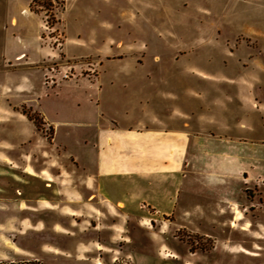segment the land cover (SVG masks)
Here are the masks:
<instances>
[{
    "label": "rangeland",
    "instance_id": "374dc122",
    "mask_svg": "<svg viewBox=\"0 0 264 264\" xmlns=\"http://www.w3.org/2000/svg\"><path fill=\"white\" fill-rule=\"evenodd\" d=\"M71 1L37 0L30 8L45 24L49 60L30 53L38 47L37 24L19 41L11 35L0 41V264H264V147L252 143L264 140V132L255 131L261 109L248 104L244 110L228 80L258 90L260 75H250L255 82L237 75L264 62V0ZM21 52L29 59L15 60ZM37 75L46 92L38 103L36 89L29 93ZM99 75H111V89L123 87L128 96L140 88H161L168 96L176 91L182 129L206 141L202 148L192 144L194 177L178 184L176 219L154 217L147 205H118L111 214L102 203L101 220L91 222L95 230L80 220L72 228L62 223V238L35 234L36 180L43 177L46 190L53 183L43 173L96 169ZM126 75H145L143 87ZM261 78L264 84V73ZM140 95L143 100L146 92ZM108 98L107 114L129 123L135 98L122 92ZM249 99H256L254 91ZM164 103L168 116L179 114L173 101ZM244 121L253 135L240 131ZM226 128L228 135H221ZM87 233L88 240L81 239ZM82 241L104 249L84 258Z\"/></svg>",
    "mask_w": 264,
    "mask_h": 264
},
{
    "label": "crops",
    "instance_id": "0c3cea01",
    "mask_svg": "<svg viewBox=\"0 0 264 264\" xmlns=\"http://www.w3.org/2000/svg\"><path fill=\"white\" fill-rule=\"evenodd\" d=\"M36 1L0 0V23H3V27L0 29V41L4 43V37L8 39L9 35L19 41L18 38L21 35L28 34V31L32 30L33 27L30 28V25L37 24L34 27L37 28L36 45L38 47L30 53L36 54L39 60L44 61L45 59L49 60V52L47 48L42 46L45 24L41 16H39L40 14L37 16L30 9ZM62 20H65L64 15ZM37 48L39 52H37ZM29 54L21 52L15 60L29 59ZM250 65L251 63H249L248 68H244L246 75H237V80H253L250 75H260L261 80L258 79L257 82L253 80L258 86V90L254 87L248 92L245 89L246 85L241 82L235 83L234 78L228 80H232L229 84L235 85L232 90L236 95L232 97L239 101L238 103L243 106L244 110L248 104L253 110L258 112L261 109L259 117L260 128L255 127L256 133H259L264 132V98L262 97L264 95V84L261 78V73H264V62L253 64L254 72L249 70ZM110 77L111 75H99L96 81L97 87L94 88L95 94H93L95 95V100L99 102L95 106L100 109L99 121L101 120L96 135V144L98 143V147H96V169L88 171L81 168V171L77 170V173H70L61 169L57 174L52 171L43 173V175L47 174V181H52L53 183L51 185L46 183V190L41 184L44 178H40L41 181L36 180V185H38L39 189L33 195L30 208L34 217V220L30 222L32 223L30 228L33 232H36L35 234L45 232L62 238L67 230L61 224L66 223L70 227L72 224H78L80 220L86 224L84 229L95 230L91 222L101 220L102 211H99L98 207L102 203L105 207V212L111 214L117 212L114 208L118 205L125 209H137L140 205H147L155 210L154 217L170 216L176 219L181 197V188L178 187V184H184L187 177H194L193 172L190 171L191 165L189 163L192 144L197 142V146L202 148L206 141L193 139L199 138V136H193L194 132L190 134L182 129V122L177 116L181 115L182 111H179L176 105L178 101L176 91L171 92L168 96L165 95L166 92L162 91L161 88L154 91H151V88H147V90H145L146 88H140L137 95L133 96L131 94L132 96H130L129 94L128 96L124 93L123 87L119 91L111 89ZM117 78H120L119 75L113 77L112 80ZM126 78L131 79L132 84L136 85L139 80L144 82L146 79L145 75H126ZM218 80L221 79L218 78ZM138 85L142 86L140 83ZM116 88L119 89L118 87ZM34 89L38 93L37 97H35L38 103L46 95L43 88V78L40 75L35 77V85L29 89L30 95L31 92H34ZM213 90L215 91V89ZM253 91L256 99L250 100L249 95H252ZM80 92L79 89L76 90V93ZM112 92H122L125 96L133 97L137 101L134 104L137 109L131 104L128 105L129 110L135 116L128 114L129 123H121L114 116L107 114L108 105L105 102L106 100L110 101L108 94L110 95ZM145 92L146 95L142 100L140 94L143 95ZM85 94L88 93L85 92ZM152 99L160 103L158 108L151 107ZM166 100L175 103L178 110L175 113L179 114H175L174 117L168 116L170 111L165 106L164 102ZM194 110L195 107L192 106L191 111ZM208 112L207 116L210 117V120L213 119L211 109ZM140 114L141 117H139ZM161 114H163V117ZM166 114L167 116H165ZM210 120L207 119L206 122L209 124ZM111 121L117 122L120 126L111 125ZM209 127H211V123ZM239 128L240 131L251 135L254 134L247 127L245 121ZM222 132L221 135H228L230 129L226 128ZM238 139L242 140L241 138ZM222 141L219 142L221 143ZM252 143H254L253 146L256 149L261 150L264 147V140L257 143L253 141ZM238 151L240 155L242 152L240 149ZM211 170H216V168ZM210 174L215 175L214 173ZM199 175L200 172H198L197 177ZM193 185L195 186L196 183ZM189 190L191 194L193 186ZM184 213L188 215V211ZM90 225L92 229L89 228ZM72 227L73 225L70 228ZM88 235L90 233L85 234L81 239L88 240ZM103 249L104 247L96 242L87 243L82 241L79 244V253L84 258L90 253L101 252L100 250Z\"/></svg>",
    "mask_w": 264,
    "mask_h": 264
}]
</instances>
